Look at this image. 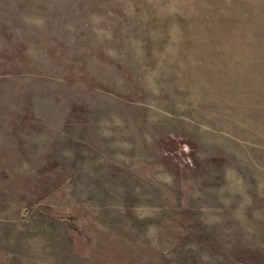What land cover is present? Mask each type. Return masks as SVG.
Returning a JSON list of instances; mask_svg holds the SVG:
<instances>
[{
    "label": "rangeland",
    "instance_id": "obj_1",
    "mask_svg": "<svg viewBox=\"0 0 264 264\" xmlns=\"http://www.w3.org/2000/svg\"><path fill=\"white\" fill-rule=\"evenodd\" d=\"M0 264H264V0H0Z\"/></svg>",
    "mask_w": 264,
    "mask_h": 264
}]
</instances>
